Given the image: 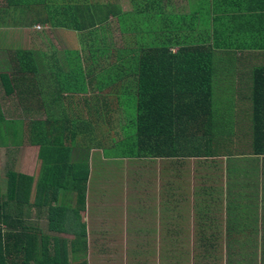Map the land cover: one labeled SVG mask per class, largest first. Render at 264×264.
Instances as JSON below:
<instances>
[{
	"label": "crops",
	"instance_id": "obj_1",
	"mask_svg": "<svg viewBox=\"0 0 264 264\" xmlns=\"http://www.w3.org/2000/svg\"><path fill=\"white\" fill-rule=\"evenodd\" d=\"M92 1L90 8L94 19L90 21L87 13H81V25L92 29L115 17L119 33V15L126 13L121 11V0ZM161 2L171 17L182 20L187 15V22L195 18L194 32L200 47L213 44L211 31L216 29L211 25L212 8L215 7L213 0L203 2L210 11L206 26L198 21L199 12L195 13L192 8L194 1L192 6L187 0ZM196 4L199 7L197 1ZM13 6L17 5H11L10 10L4 11L3 4H0V79L3 75L16 73L14 64L21 56L24 57L26 51L31 52L44 77L41 82L29 85L34 97L29 104L39 106L36 102L44 96L43 111L46 107L55 106L65 113L72 112V107L80 110L82 106L72 104L85 95L79 72L83 71L80 65L84 64V57L89 54H77L81 45L91 49L92 44L88 40L82 42L73 54L75 56L57 57V51H54L57 68L52 66L54 53L41 64V57L36 54L40 51L52 53V45L47 41V49L42 50L44 42L34 39V33L20 22L23 6L19 9ZM218 12L221 14L217 17L221 18L225 11L218 8ZM219 24V29H223L224 21L220 20ZM71 31L78 32L71 29L58 32ZM179 31L187 30L177 25L169 30L172 33ZM119 36L125 43V35L119 33ZM234 46L241 47L240 44ZM245 54L244 50H238L233 56L214 57L213 65L216 70L215 111L219 114L218 96L230 91L234 97L231 103L242 112L241 117L231 118L223 111L220 119L224 122L221 125L247 126V141H236L230 146L227 144V147L222 145L217 150H208L210 147L200 144L187 151L185 157L173 150L164 151L172 145L173 136L170 137V144L161 145L155 154L139 153L130 145L121 153L109 151V145L106 148L73 147L74 154H67L60 160L55 153L45 152L50 155V161L59 162L50 167L63 168L64 174L68 173L71 179L81 180L85 172L88 173L84 209L77 203L76 193L65 194L64 186L59 185L65 182L63 175H50L43 181V184L49 185L43 187L45 191H54L53 199L43 200L40 197L36 190H39L41 175L46 172L37 150L32 155V165L25 173L33 178L28 197V203L32 205L28 223L30 221L43 235L55 233L69 238L71 242L80 238V235L77 238L75 235V231L79 230L87 243L84 248L88 264H264V152L252 150L249 141V128L264 122V116L253 108V101L257 100L252 97L258 94L253 88V75L261 61ZM94 58L97 60V57ZM27 76L33 77L30 73ZM86 84L89 86L88 82ZM0 87V97L6 96V107L13 112L24 111L17 96L20 93L18 89L8 95L2 84ZM59 90L64 99L57 97ZM123 92L117 100V107L121 110L117 109L120 114H117L112 130L113 139L122 138L127 128L133 133L136 130L133 123L136 119V99L130 92ZM71 98L73 100H69ZM234 133L232 138L239 140L238 132L234 130ZM4 186L6 189V182ZM51 187L57 188L52 190ZM48 206L68 209L71 219L67 221L70 225L67 231L47 230L45 209ZM184 232H187V239L196 241L184 245L180 242L184 239Z\"/></svg>",
	"mask_w": 264,
	"mask_h": 264
},
{
	"label": "trees",
	"instance_id": "obj_2",
	"mask_svg": "<svg viewBox=\"0 0 264 264\" xmlns=\"http://www.w3.org/2000/svg\"><path fill=\"white\" fill-rule=\"evenodd\" d=\"M161 1L145 0L135 10L119 15V33L126 37L122 50L132 47L127 52L101 50L96 64L99 69L97 73L96 68H92L95 51L91 54L88 52L89 55L84 57V64L80 65L83 71L79 72V76L87 90L81 88L85 95L90 88V93L96 94L97 102L88 94L80 101L68 103L85 107V113L72 107L73 113L68 115L59 106L46 107L40 112V108L45 106L44 96L37 100L41 102L39 106L29 104L34 99L29 85L41 82L44 77L31 52L26 51L24 57L21 56L19 62L14 64L16 73L1 76L0 82L8 95L15 93L16 89L20 92L17 96L26 113L23 118L26 131H20L16 126L15 117L10 115L7 118L6 113L13 111L6 107V96L2 95L0 145L8 142L10 135L16 138L23 132L24 142L38 147L46 174L41 175L39 190L36 191L43 200L54 198V191H45L43 187L49 185L43 184V181L50 175H63L65 182L59 185L64 186L65 194L76 193L77 203L84 209L88 180L87 172L81 180H75L68 173L65 175L63 168L50 167L59 162L50 161V155L45 152L55 153L60 160L67 154H74L73 147L106 148L109 145V148L115 149L124 144L136 148L139 153L155 154L161 145H169L173 136L172 145L164 151L173 150L185 157L187 151L200 144L210 147L208 150H217L222 145L227 147V144L230 146L239 141L232 138L235 135L232 126L221 125L223 122L217 120L214 57L233 56L238 50H244L245 55L260 59V67L253 75V88L257 89L258 94L252 97L257 100L253 101L256 113L264 116V0H213L215 7L212 8L211 25L216 29L211 31L213 44L204 47H200L194 32L195 18L187 22V15L182 20L171 17L165 12ZM204 1L187 0L195 13L199 12L198 21L202 26H206L210 14ZM92 3V0H0L4 11L10 10L11 5H17L13 6L17 9L23 6L20 22L26 28L34 29V39L44 42L42 50L47 49L45 42L50 41L52 53L40 51L36 54L41 57V64L57 51L47 31L53 34L63 29L85 31L86 27L79 22V16L87 13L92 21ZM218 8L225 11L221 18L217 17L221 14ZM220 20L224 21L223 29H219ZM175 25L187 31L169 32ZM235 44L241 47H235ZM55 53L51 57L54 59L52 66L57 68ZM102 59L104 64L101 65ZM44 65L47 66V62ZM27 73L33 77L27 76ZM122 92H130L136 99V119L133 122L136 130L133 133L132 129L127 128L122 138L113 139L117 100ZM58 96L64 99L60 90ZM94 104L95 107L91 108ZM209 120L212 122L209 123ZM3 127L5 130L1 129ZM249 141L252 150L264 152L263 121L259 126L249 128ZM32 183L33 178L9 170L6 190L0 194V264H88L84 248L87 243L79 230L75 231V235L76 238L80 235V238L71 242L69 238L55 233L43 235L30 221L28 223L27 218L32 213V205L28 203ZM55 188L51 187L52 190ZM67 210L65 207L48 206L45 209L47 230L67 231L70 227L67 221L71 219Z\"/></svg>",
	"mask_w": 264,
	"mask_h": 264
},
{
	"label": "rangeland",
	"instance_id": "obj_3",
	"mask_svg": "<svg viewBox=\"0 0 264 264\" xmlns=\"http://www.w3.org/2000/svg\"><path fill=\"white\" fill-rule=\"evenodd\" d=\"M145 0L142 1H135L129 3L128 0H121V11L122 12H129L135 10L137 8V5L144 4ZM184 6V5H183ZM131 20L132 18L129 17ZM86 26V25H85ZM28 31L33 32V30L28 28ZM47 36L50 37L51 42L53 43V46L57 49V57L59 56H75L73 55L75 51L78 49L79 45L88 40L90 45L92 46L91 49L80 46L78 56H85L88 55V52L91 54V52L95 51L94 54H96V58H94V69L96 73L99 71L96 65L98 62V55L100 54L101 50L109 49V50H115L119 53L121 52H127L132 47L130 46L126 50H122L123 46L125 47V44L121 41V38L118 33V25L115 21V17L108 18L106 21L102 22L100 25H97L96 27L92 29H86L83 32H67L60 34L58 33H51L49 30L47 31ZM106 56V55H105ZM100 64H104L103 60L100 62ZM12 72L10 71V74ZM1 84V82H0ZM2 92V89L0 87V94ZM89 94V95H88ZM89 98L96 99L95 93L88 92ZM85 95V96H86ZM14 98L16 99V96L14 95ZM234 97L231 95V92L228 91L226 94L218 96V108H219V114L217 113V116H219L223 113V111H226L227 115H229L231 118L237 116L241 117L242 112L239 110L238 106H235L234 103H231V100ZM37 104H41V102H36ZM95 107V104L91 107ZM40 108V107H39ZM36 109V108H35ZM38 109V108H37ZM117 109L120 111L121 109L117 107ZM85 108H81L80 113H85ZM36 111V110H35ZM43 111L42 108H40V112ZM14 113V114H13ZM8 112L6 113L7 118H10V115L12 117H15L16 120V126L21 130H25L24 124H23V118L26 117V113L24 111H15V112ZM72 114L71 111L68 112V115ZM120 114L119 112L117 113ZM69 117L72 118L70 115ZM43 119V118H41ZM38 120V118H36ZM222 121V120H221ZM21 122V123H20ZM212 122L209 120V123ZM224 122V121H222ZM233 130L238 132V139L240 143H243L248 140L247 135V126L242 127H232ZM2 130H5V128H1ZM23 132H20L19 135L14 138L10 135L8 137V142H4V145H0V194L2 195L3 191L5 189V182L7 184V178L9 170H15L16 172L20 173H26L27 167L32 165L33 157L32 155L35 153V151L38 150L37 146H29L24 142ZM1 140V139H0ZM16 141V142H15ZM19 141V142H17ZM127 149L126 146L121 145L120 148H109V151H114L116 153H121ZM21 173V174H22ZM45 222V217H43ZM187 232H184V239H180V242H182L184 245H191V242H195L196 240H190L187 239ZM90 253V250H89Z\"/></svg>",
	"mask_w": 264,
	"mask_h": 264
}]
</instances>
